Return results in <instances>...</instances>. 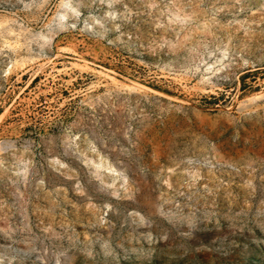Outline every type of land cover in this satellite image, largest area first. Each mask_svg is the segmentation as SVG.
I'll list each match as a JSON object with an SVG mask.
<instances>
[{
	"label": "rangeland",
	"instance_id": "rangeland-1",
	"mask_svg": "<svg viewBox=\"0 0 264 264\" xmlns=\"http://www.w3.org/2000/svg\"><path fill=\"white\" fill-rule=\"evenodd\" d=\"M0 264H264V0H0Z\"/></svg>",
	"mask_w": 264,
	"mask_h": 264
}]
</instances>
